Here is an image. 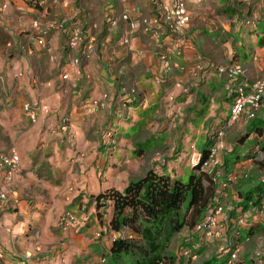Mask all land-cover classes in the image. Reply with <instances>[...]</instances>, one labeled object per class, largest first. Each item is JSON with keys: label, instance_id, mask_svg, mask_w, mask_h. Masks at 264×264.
<instances>
[{"label": "crops", "instance_id": "obj_1", "mask_svg": "<svg viewBox=\"0 0 264 264\" xmlns=\"http://www.w3.org/2000/svg\"><path fill=\"white\" fill-rule=\"evenodd\" d=\"M35 1L43 2V5L28 0H0V100L6 109L2 119H7V125L11 128H24L26 125L22 121L30 120L22 109L23 104L39 96L43 100L41 95L45 92L44 102L53 108L68 110L73 120L71 131L76 133L82 147L87 141L83 117L102 112L111 118L110 122L106 121L108 124L100 135L101 145L93 156L97 159L98 176L110 173L109 181L104 185L100 183V188L105 187L98 192H88L90 202L91 195L116 187L111 180L113 170H110L114 165L122 169L124 163L136 159L137 163L133 164L138 168L134 170V175H144L148 170L168 174L170 163L164 165L156 162V159L166 156L161 148L169 147L171 156L173 152H178L176 166L173 165L170 169L172 173L168 175L179 178L184 169L192 172V163L199 160L202 149L208 143L209 149L214 146L216 132L224 127L232 102L228 81L216 72L218 65L234 60L245 69L247 81L264 77V0H186L190 20L184 28L181 46L160 22V11L151 0ZM124 13L135 22L133 30L121 19ZM112 18L117 21L115 27L110 26L109 20ZM143 18L152 23L156 36L143 30ZM34 20H38L40 29H46L42 37L47 41L48 49H42L36 42L41 34L40 30L32 28ZM74 27L94 38V48L90 53L82 54L79 46L68 49L67 32ZM124 38L128 39L127 43L123 42ZM72 57L80 59L78 70L68 66L67 62ZM156 66H160L158 71H153ZM60 73H67L68 78L62 80ZM152 74L162 81L156 87ZM58 79L61 84L55 90ZM62 82L66 83L63 85ZM68 85L74 91L75 86L82 88L79 89V97H62ZM106 93V108L97 106L94 112L88 113L87 107L91 101L101 99V95ZM222 106L227 107L228 113L219 116L218 111ZM259 109L253 118L242 113L236 123L226 129L222 146L216 152V168L220 174L226 157L233 158L235 163L231 165L228 176L220 179L217 187V200L225 207L219 216L223 226L220 238L210 239L218 241L219 247H222L231 237L233 245L223 251L214 248L215 251L206 255L200 264L216 260L219 264H235L236 260H229L238 238H247L264 227V199L260 209L243 211L241 207L242 195L256 191L255 183L258 180L264 183V177H259L260 173L264 174V102ZM204 110L207 113L201 117ZM198 111L200 117H195L194 113ZM116 113L120 121L115 122L113 115ZM43 116L46 115L39 114L35 124L40 125L39 118ZM201 118L197 123L196 120ZM114 124H120L119 148L111 151L104 142L109 133L117 138V130H112ZM143 126H146L145 131L141 130ZM254 127L262 128L257 129L261 135ZM29 134V131L22 132L20 137L25 135L28 138ZM34 135L39 136V133ZM139 135H143L141 139ZM141 141L145 144L149 142L146 151L139 146ZM10 149H0V152ZM104 149H108L109 153L102 160L103 156L99 153ZM140 151L148 153L144 155ZM69 152L72 153V150ZM145 156L148 159L145 165L140 166L138 159ZM25 159L28 160L27 157ZM92 171L97 172L94 168L89 172ZM24 173L30 174V164L24 165L20 159L19 171L12 183L13 201L10 204L0 203L1 208L19 210V202L26 204L18 189L19 177ZM114 174L116 181L120 176L117 172ZM121 183L125 187L128 182L122 179ZM84 188L87 190V186ZM90 205L98 220L94 204ZM111 212L108 209V218L106 214L104 221L107 227L103 226L111 239L99 242L93 234L87 233L84 226L88 227V223L82 216L79 220L75 218L76 223L69 231L54 228V233H51L43 226L42 236L45 240L43 244L32 241L31 250L21 249L14 243L12 248H17L21 253L16 255L11 248L9 257L2 264H89L91 259L96 261L97 254L103 251L104 246L108 250L110 243L121 234L108 228ZM239 217L247 225L240 229L241 234L237 237L234 223ZM178 236L179 250L190 246L195 254L201 256L209 246L198 233L191 235L183 230ZM244 245L249 243L239 245V250L249 263L253 250L248 254L250 249ZM35 247H39V250ZM258 247L262 250L259 263L264 264V242ZM26 254L30 256L26 257ZM182 258L181 264H191V260L184 256Z\"/></svg>", "mask_w": 264, "mask_h": 264}, {"label": "rangeland", "instance_id": "obj_2", "mask_svg": "<svg viewBox=\"0 0 264 264\" xmlns=\"http://www.w3.org/2000/svg\"><path fill=\"white\" fill-rule=\"evenodd\" d=\"M167 2L169 3L170 1L167 0ZM159 67H154L153 71H158ZM57 75H59V73ZM153 76L155 77L153 78V84L156 87L158 86L159 82L162 81L157 76ZM59 79L55 85V90H57L56 88L59 83L61 84ZM65 83L66 82H62L63 85ZM65 88L64 93L62 94V97L65 96V99L79 97V89H82L79 86H77V88L75 86L74 91L70 89V85L67 86V89L69 90ZM41 96L44 100V98H46L45 92ZM1 97L2 94L0 99ZM39 97L33 100L29 99L25 101L24 104L38 102L48 106L49 112L45 114L46 116L39 118V122H41L40 125L35 124L37 120L35 122H27L26 120L22 121V124L26 125L24 128H11L7 125L8 120L2 119L6 115V109L3 106V101L0 100V149H15L21 159V163L27 166L30 164V174L24 173L22 174L23 176L19 177L20 181L18 180V189L20 194L23 195L21 199L25 200L26 204L24 201L19 202V210L0 207V264H2V261L6 259V257H9V252L11 251L14 243L17 244L21 249L27 248L29 250L32 249L31 242L34 240L39 242V244H43L42 242L45 240H43L42 236L43 226L44 229H50L51 233L53 232L52 230L54 228L60 230L58 221L60 217L66 212H70L76 216L75 218H77V220L81 219L83 216L85 222L88 223V227H86V225L84 226L85 230H87V233L93 234V237L99 240V242H104V239L106 238L111 239L110 235H107L105 228H103V226H106L104 225V221L106 220L105 216L107 214L108 218V209L109 211L111 209L109 203L108 206L104 208L103 219L102 222L99 223L98 220L95 219L94 209L90 205L94 203L90 202L88 199L89 191L91 193H96L105 187L104 186L100 188V183H102L101 185H104V183L109 181L110 173H104L101 174L100 177L98 176L99 169L96 167L97 159H95L93 156L94 151L98 150L99 145H101L100 135H102L101 133L104 131V127L108 124L106 121L108 120L107 122H110L111 118L109 119V117L102 112L90 117L84 116L83 126L87 141L84 142L81 147V142L78 141L76 133L71 131V123L73 120L69 115L68 110L61 109L62 107L59 109L53 108L49 103L44 102ZM263 102L264 100L261 101V103ZM259 108L256 111V114L260 111ZM207 110H204L201 117L206 115ZM220 110L218 111V115L221 113L227 115V107L222 106ZM194 115L195 117H200V112H195ZM122 116H124V112L122 113ZM62 117H67L69 119L66 130L60 129ZM119 118L120 117L117 113L116 115H113L115 122L120 121L117 120ZM199 120H202V118L197 119L196 122L198 123ZM119 125L120 124H114L112 128L114 131L117 130V132H115V134H117V138L115 136L113 140L105 138L104 143L111 151L119 148ZM145 127L146 126L141 127V130L145 131ZM28 131L31 132L28 138H26L25 135H23L22 138L20 137L22 132ZM9 132H11V135ZM37 133H39V136L34 135ZM143 135L146 136L147 134L144 133ZM143 135H139V139H141ZM139 146L142 149H145L144 151H146L149 146V142L145 144L144 141H141ZM197 146H200V144ZM108 149H104L99 153L100 156H103L102 160L105 157L107 158L109 153ZM70 150H72V153L69 152ZM138 150L139 148L136 150V152H138ZM160 150L164 152L166 156L165 158L161 156L160 159H156V162L164 165L169 162L170 164L168 165L169 169H167V172L170 174L172 173L170 169L173 167V165L176 166L178 161V152H173V155L171 156L169 147L161 148ZM161 151L160 153L162 154ZM139 153L146 155L148 152L142 153V151H140ZM25 157H27L28 160L25 159ZM147 159L148 158L146 156L144 158L138 159L140 166L145 165ZM133 163H137V160L133 159L132 162L127 161L124 163V167L122 169H118L119 165H114L113 168L110 169L113 170V173L111 174V180L114 182L116 186L115 188L118 190L121 191L124 188L123 184L121 183L122 179L125 180V182H128L130 179H135L142 176L140 174L134 175L136 172L134 170H136L138 167ZM92 168L96 169L97 172H89L92 170ZM114 172L119 173L120 176V178L118 180L116 179V181H114ZM130 174L132 177L129 179ZM189 174L190 170L184 169V173L179 177V179L182 182H186L188 180ZM259 177H264V174L260 173ZM84 186H87V190H85ZM81 187H83V190H81ZM221 205L223 206V212L225 207L223 204ZM99 211H103V208H100ZM220 223L223 224L222 221ZM243 224L244 225L241 224L240 226L235 227V231L238 232L236 235L237 237H239L241 234L240 229L243 227L245 228L247 225L245 223ZM262 228L263 229L260 231L255 230L247 238L243 236L238 238L237 242H235L234 248V251H236V258L230 261L234 262L236 260L234 262L235 264H260L259 262L262 250L260 247H258V244H262V242H264V227ZM199 235H201V238L204 241L208 242L209 246L201 256L196 253L197 256L195 258H188L191 260V264H200L202 260L205 259L206 255H209L211 251H215L214 248L219 249L220 251H223L222 249L225 248L224 245L219 247L220 245H218V241L215 242L211 240L210 238L213 236L206 235L205 233H199ZM178 237L179 236L177 235L176 238H174L172 244L169 247L174 254H180L178 244L180 239H178ZM247 243H249V245L244 246L246 249H250L248 254H250V252L253 250L250 254L251 261L249 263L245 261L239 250V245ZM12 249L13 251H16V255L21 253L17 248ZM102 250L103 251L100 254H97L99 255L98 259H96V261L91 259L88 261L89 264H100L101 258L104 257V253L107 251L105 250V246ZM192 250L193 249H191V251ZM24 251L26 250H23V252ZM192 253L194 252L192 251ZM184 257L186 258V255ZM104 264H106V262ZM214 264H219V261L216 260Z\"/></svg>", "mask_w": 264, "mask_h": 264}, {"label": "trees", "instance_id": "obj_3", "mask_svg": "<svg viewBox=\"0 0 264 264\" xmlns=\"http://www.w3.org/2000/svg\"><path fill=\"white\" fill-rule=\"evenodd\" d=\"M71 31L67 33L70 34ZM254 128L256 131L262 129ZM257 134L261 135V132L257 131ZM207 146L200 152V158L192 167L186 182L168 174L148 170L139 178L130 179L121 191L109 188L90 196L99 223L102 222L104 208L109 203L112 212L108 228L121 233L110 243L106 264L183 262V255L174 254L170 245L183 230L193 235V228L217 204L219 181L228 176L231 165L235 163L233 158L226 157L222 164V174L216 167L212 171L203 169L202 166L210 155ZM255 184L256 191H248L246 195H242L243 211L261 208L264 183L258 180ZM100 208L103 211H99Z\"/></svg>", "mask_w": 264, "mask_h": 264}, {"label": "built area", "instance_id": "obj_4", "mask_svg": "<svg viewBox=\"0 0 264 264\" xmlns=\"http://www.w3.org/2000/svg\"><path fill=\"white\" fill-rule=\"evenodd\" d=\"M37 5H43V2L28 0ZM52 2H57L58 0H51ZM160 11V22L165 26L167 31L176 37L177 43L181 46V37H183L184 28L189 23L190 17L189 12L186 7V0H169L168 3L165 0H151ZM121 19L128 23L129 29L133 30L136 26L135 22L130 20L127 14H122ZM110 26H116L117 21L115 18L109 20ZM142 28L145 32H149L151 36H156L157 32L151 26V22L143 18L141 20ZM32 28L40 30V37L36 38L37 44L42 49H48L47 41L42 37L46 29H40L38 20L32 22ZM51 26V25H50ZM124 43L128 42L127 38H124ZM77 46L81 47L80 51L82 54L86 55L90 53L94 48V38L82 33L79 28H74L68 34L67 37V47L69 50L75 49ZM69 68L78 70L80 65V59L78 57H72L68 60ZM197 68H201L197 66ZM216 72L219 76H224L228 81V92L232 95V102L229 108V114L225 119L224 127L216 132V142L214 146L210 149L209 160L202 166L203 169L207 171H212L214 167L217 166L218 161L216 159V152L222 146V138L225 135L226 129L230 128L239 118L242 113H245L248 118H253L258 110L261 101L264 99V77L256 78L252 81H247L245 79V69L243 66L232 60L226 63H221L216 67ZM62 80L68 78L67 73H62L60 75ZM107 93L102 95L101 99L93 100L87 107V112H94L97 106L101 108H106ZM23 111L27 118L34 122L36 121L39 114H47L49 112L48 106L33 102L23 105ZM68 127V118L62 117L60 129L66 130ZM114 134H108L109 139L113 140ZM198 160L192 163L194 166ZM20 157L15 149H10L5 152H0V203H12L13 201V179L15 174L19 171ZM223 206L217 201V204L213 206L204 216L202 222L197 224L192 232L193 233H205L206 235L213 236L214 238H220L222 224L220 223L219 216L222 213ZM75 216L70 212L64 213L59 221L58 226L63 230H71L75 224ZM243 223V218L239 217L236 219L234 226L238 227ZM233 245L231 237L225 241V248ZM39 250V247H35ZM192 248H182L180 249V254L186 255V258H195L196 254L192 253ZM223 250V249H222ZM108 251L104 253V257L101 258L100 264L106 262V255ZM30 254H26L29 257ZM236 258V251L234 249L230 253V260ZM229 260V262H231Z\"/></svg>", "mask_w": 264, "mask_h": 264}]
</instances>
